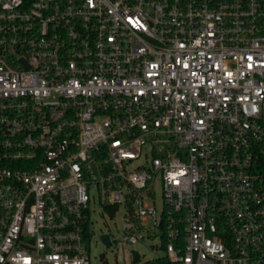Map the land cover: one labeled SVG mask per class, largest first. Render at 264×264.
I'll list each match as a JSON object with an SVG mask.
<instances>
[{
    "label": "built area",
    "instance_id": "2783aa9c",
    "mask_svg": "<svg viewBox=\"0 0 264 264\" xmlns=\"http://www.w3.org/2000/svg\"><path fill=\"white\" fill-rule=\"evenodd\" d=\"M95 204L264 264V0H0V264H91Z\"/></svg>",
    "mask_w": 264,
    "mask_h": 264
},
{
    "label": "rangeland",
    "instance_id": "374dc122",
    "mask_svg": "<svg viewBox=\"0 0 264 264\" xmlns=\"http://www.w3.org/2000/svg\"><path fill=\"white\" fill-rule=\"evenodd\" d=\"M155 196L157 204L160 199L159 184H155ZM91 211L90 228L95 230L92 237H87V245L90 249L91 264H132L130 251H137L143 259H152L164 255V251L157 241L138 242L128 246L118 245L115 242L105 244L100 238L102 233H110L111 238L118 239L121 235L120 217L111 218L106 215L97 204Z\"/></svg>",
    "mask_w": 264,
    "mask_h": 264
},
{
    "label": "trees",
    "instance_id": "16d2710c",
    "mask_svg": "<svg viewBox=\"0 0 264 264\" xmlns=\"http://www.w3.org/2000/svg\"><path fill=\"white\" fill-rule=\"evenodd\" d=\"M132 264H177V263H172L170 262L166 257L160 256V257H155L152 259H143L139 254L134 253L132 260Z\"/></svg>",
    "mask_w": 264,
    "mask_h": 264
},
{
    "label": "water",
    "instance_id": "95a60500",
    "mask_svg": "<svg viewBox=\"0 0 264 264\" xmlns=\"http://www.w3.org/2000/svg\"><path fill=\"white\" fill-rule=\"evenodd\" d=\"M101 239L104 241L105 244L108 243V236L107 235H102Z\"/></svg>",
    "mask_w": 264,
    "mask_h": 264
}]
</instances>
